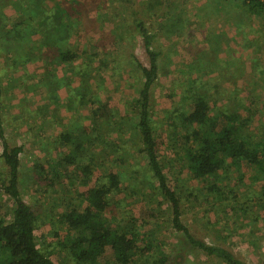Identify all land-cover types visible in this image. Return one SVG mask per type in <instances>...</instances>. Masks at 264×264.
Wrapping results in <instances>:
<instances>
[{"label":"rangeland","instance_id":"1","mask_svg":"<svg viewBox=\"0 0 264 264\" xmlns=\"http://www.w3.org/2000/svg\"><path fill=\"white\" fill-rule=\"evenodd\" d=\"M50 1L53 4L57 3V0ZM145 1L105 0V6L98 3L93 8L90 16L100 20L99 30L102 29L103 34L110 37L104 43V50L110 51L111 56H115L118 61L129 59L130 54L134 53L143 64H146L147 59L143 54L139 37L134 35V28L130 29L132 33L129 32V28L127 29L126 38H122L120 34L112 35L108 31L117 29L118 24L113 25L112 21L106 22L103 17H107L104 16L106 13H113L127 20L138 17L152 22L148 24V29L157 33L152 40V46L160 51V55H158V79L151 88L149 104L154 121L155 139L158 141L159 162L169 185L181 201V220L191 232L204 238L206 242L223 244L249 264H264L262 174L258 172L254 174L253 168L242 162L239 166L228 164L215 175V178L212 177L213 179L210 177L197 179L183 162L180 144L172 145L167 136L170 113H175L181 107L182 110L187 109L184 105L186 100L182 101L178 97L181 93H185L184 83L191 79L187 77L194 74L180 69V65L182 62L197 60L202 70L196 75H203L206 95L210 96L211 101L216 102L217 107L228 111L238 105V99L248 106V112L241 110L239 113L242 119L248 117L251 120L241 126L244 131L242 134L249 135L255 142L264 143V34L258 31L264 28H259L262 22L257 18L243 17L240 21L242 15L233 11V15L242 25L251 28V31L244 33L233 25V18L227 20L225 13L218 10L216 0H167V7L161 5L157 13L160 18L152 20L149 18L150 11L141 9ZM163 1L166 3L165 0ZM23 2L15 3L14 6L7 4L3 7L6 25L8 24L6 28L18 22L28 23L26 19H29L31 27L35 28L33 21L35 16L30 12L32 9L25 4L27 1ZM177 15L182 18L179 23L182 25L181 29L170 32L167 27L172 25ZM73 26L71 25L70 28L76 25ZM100 33L95 31L94 34L86 32L83 28L77 29L76 34L70 37L69 45L78 55L84 54L85 51L100 52L101 47L94 45L100 40L102 36ZM211 34L217 38L216 48H213L214 45L211 47L206 44V39ZM187 47L191 52L187 51ZM17 50L14 41L7 44L5 39L0 37L2 127L10 145H22L19 188L23 200L34 208L40 220L53 221L52 227L48 223L38 224L35 230L37 244L43 252L50 251V257L60 264H84L75 261L68 253L58 248L59 245L58 247L55 245L57 241L62 240L61 237L65 233L63 225L57 223V220L60 213L71 205L81 208L83 203L80 201L83 199L85 189L94 186L97 179L99 182H106V173L115 170L121 178L119 191L110 196L115 201L113 208L115 220L121 225L128 220V217L133 216L136 219L137 230L141 235H145L143 245H147L148 248L146 250L148 257L136 252L128 264H144L142 263L144 259L156 260L158 264H224L216 257H207L201 251L191 249L184 242L183 236L172 230L168 206L165 203L158 205L157 199L156 205L150 201L149 184L139 185L136 193L132 192L135 190L134 187L126 182L128 179L132 181L133 178L137 181L144 180L139 172H145L143 154H140L136 145H131L127 141L130 127L124 126L120 132H116L118 122L122 118L128 120L134 115L133 100L138 93L140 81L130 76L133 67L128 66L124 69L121 64V73L116 74H113L111 66L107 67L101 72L98 90L87 95L91 99L98 97L103 103L106 102L110 114L108 123L102 125L105 136L99 135L97 140L95 138L97 133L95 135L92 133V138V134L91 136L89 134L91 132L85 127L89 119L82 118L87 112L90 114L89 109L96 107L97 103L91 102L87 109L81 108L69 88H62L58 90L57 105L59 106H55L54 110L46 109L49 92L40 85L38 79L43 73L49 75V90H51V79L63 75L62 66L47 64L48 61L41 62L36 59L28 62L25 67L18 66L20 60L11 58ZM9 52L10 54L7 55ZM214 57L218 64L210 66L209 62ZM74 60L77 64L84 61L82 57H75ZM94 64L97 65V62L95 61ZM67 104L68 107L65 106ZM36 109L40 110L42 116L38 119L28 118L27 114L35 112ZM89 117L91 118L90 115ZM41 118L43 121L40 124ZM79 122L84 125L85 134H88L84 150L92 157H81L70 165V179L60 176L59 182H56L54 187L47 188L46 191L42 188L39 190V186L35 183L34 166L43 165L47 168L49 176L53 174L54 168L60 174L68 173L58 161L69 153L73 144H60L58 135L69 131L75 141L78 131H75L74 126L79 125ZM109 140L111 142H107ZM105 142L114 143L121 149L117 152L112 151L109 144L104 145ZM182 142L180 139L179 143ZM1 149L0 141V153ZM90 162L93 167L88 178H84L86 185H83L81 181L84 175L80 171V166ZM6 175V168L0 161L2 219H9L12 210L11 199L1 190ZM242 175L244 176L241 178ZM145 180L149 181L148 175ZM212 182L223 191L224 199L218 201L208 190V185ZM227 198L231 200L232 208L226 206ZM54 232H57L58 236H55ZM110 254L106 258L109 261ZM161 259L163 261L159 263L158 260Z\"/></svg>","mask_w":264,"mask_h":264},{"label":"trees","instance_id":"2","mask_svg":"<svg viewBox=\"0 0 264 264\" xmlns=\"http://www.w3.org/2000/svg\"><path fill=\"white\" fill-rule=\"evenodd\" d=\"M25 1L27 2L25 3ZM165 1L166 3L163 0H146L141 5V9L142 11H145V9L150 11V19H158L160 16L157 13L160 6L167 7V0ZM216 1L218 10L225 13L227 20L233 18V25L244 33L251 31V28L242 25L233 15L234 12L242 15L240 21H242V17L257 18L262 22L259 28L264 27V0ZM20 2L28 4L27 7L32 9L30 12H33L35 16L33 20L35 28L31 27L29 19H26L28 23L18 22L6 28L8 24L6 25L7 21L2 11L3 7L7 4H13L14 6L15 3L20 4ZM98 3L102 6L106 5L105 0H57V3L54 4L50 0H0V37H3L7 44L10 41L15 42L18 50L14 53L15 58H12L17 61L20 60L19 66L25 67L28 62H32L34 59L48 61L47 64L62 66L63 75L51 79V90H49L50 79H48V74L46 76L43 73L38 79L40 85L44 86L49 92V102H47L46 109L54 110L55 106H59L57 105L59 103L58 90L62 88H69L76 99L77 105L81 108L87 109L91 102L97 103L96 107L93 106L89 109L90 114L87 112L86 115H82L83 119H89V123L85 127L91 132L89 133L90 136L92 133L94 135L97 133L95 137L97 140L99 135L105 136L102 125L108 123L110 114L106 102L103 103L98 97L91 99L87 95L90 92L95 93L96 89L98 90L100 87L99 80L102 76L101 72L107 67L111 66L113 74L121 73V64L124 69L128 66L133 67L131 71L133 73L130 76L132 75L140 81L138 93L133 100L134 115L128 120L122 118L118 122L116 132H120L124 126L130 127V131L127 133V141L131 145H136L140 154H143L145 172H139L144 180L137 181L133 178L132 181L128 179L126 182L134 187L135 190L132 192L136 193L139 190V185H143V183L151 186L148 190L150 201L155 203L157 199L156 203L158 205L165 203L168 206L172 230L181 234L184 242L191 249L199 250L207 257H216L224 264H249L223 244L208 243L204 238L195 235L181 220V201L175 190L169 185L165 171L159 162L158 141L155 139L154 121L151 117L149 104L151 88L158 79V55H160V51L152 46V40L157 36L156 32L148 29V24L152 22L138 17H131L127 20L113 13L104 15L107 16L103 17L106 22L112 21L113 25L118 24L117 29L108 31L112 35L120 34L122 38H126L128 36L127 29L129 28V32L132 33L130 29L131 27L134 28V35L139 37L143 54L147 59V63L143 64L134 53H131L129 59L125 58L118 61L115 56H111L110 51L104 50V43L110 37H106L102 29L99 30L100 20L90 16L93 8ZM175 18L170 27H167L168 24L166 26L170 32L181 29L182 25L179 23L182 18L179 15ZM71 25L76 26L70 28ZM80 28L94 34L95 31L101 32L100 40L94 44L101 47L100 52L87 53L85 51L84 54L78 55L77 52L72 50L69 39ZM258 31H261L262 35L264 34V28ZM216 39L211 34L206 39V44L211 45V47L214 45L213 48H216ZM187 51L191 52L189 47H187ZM75 57H82L84 61L77 64L74 60ZM215 58L210 60V66L218 64L217 59L214 60ZM95 61L97 65L94 64ZM180 69L194 74L187 77L191 79L184 83L185 93H181L178 97L182 101L186 100L184 105L187 106V109L182 110L181 107L175 113H170L167 136L172 145L180 144V150L183 151V162L193 177L197 179L215 178V175L226 168L228 164L239 166L242 162H245L253 168L254 174L258 172L264 178V143L261 141L255 142L249 135L242 134L244 131L241 126L251 120L248 117V119H242L239 113L241 110L248 112V106L238 99V105L233 110L228 111L217 107L216 102L211 101L210 96L206 95L207 90L203 75H196L202 70L201 64L197 63V60L182 62ZM36 86H38V83H36ZM65 106L68 107V104ZM41 114L40 110L36 109L35 112L27 114V117L34 119L37 117L38 119L42 116ZM42 121L41 118L40 124ZM74 129L78 131V135L75 137L77 141H73L72 134L69 131L61 132L58 135L60 144H73L69 153L58 161L59 165L68 170V173L60 174L54 168L52 170L53 174L49 176L47 168L43 165H35V183L39 186V190L42 188L46 191L47 188L54 187V184L59 182L58 178L60 176L70 179L69 166L81 157H92L90 153L84 150V144L88 139L84 125L79 122V125H75ZM180 139L183 141L182 143H179ZM0 141L2 144L0 161L6 168L7 174L5 182L1 184V190L12 202L11 217L9 219L0 217V264H60L50 257V251L43 252L37 244L35 230L38 224L48 223L52 227L53 221L40 220L34 208L23 200L19 188L22 145H10L4 136L1 100ZM107 142L104 145L109 144L112 151L117 152L121 149L120 146ZM92 167V162L81 164L80 171L84 175L81 184L86 185L84 178H88L87 176H89ZM146 175L149 176L147 182L145 180ZM138 177L140 178V176ZM120 183L121 178L117 171L110 170L106 173V182H99L97 179L94 186L85 189L83 199L80 201L83 203L80 206L81 208L71 205L66 211L60 213L57 223L63 225L65 233L61 237L62 240L57 241L55 245L57 247L59 245L58 248L68 253L75 261L84 264H128L136 252H141V254L143 253L148 257L146 253L147 245H143L145 235H141L137 230L136 219L130 216L121 225L115 220L113 209L115 201L110 196L119 191ZM208 190L218 201L224 199L223 191L215 182L208 185ZM261 190L264 195V183L261 185ZM230 192H232V189ZM226 201V206L232 208L230 206L231 200L227 198ZM54 235L58 236L57 232H54ZM108 254L111 255L110 261L106 259ZM147 259H150V257ZM150 261L144 259L142 263L155 264L157 262L156 260ZM158 261L160 263L163 260Z\"/></svg>","mask_w":264,"mask_h":264},{"label":"crops","instance_id":"3","mask_svg":"<svg viewBox=\"0 0 264 264\" xmlns=\"http://www.w3.org/2000/svg\"><path fill=\"white\" fill-rule=\"evenodd\" d=\"M10 54V52L9 53H7V55H9ZM15 56V54H13V55H11V58L12 57H14ZM15 58V57H14ZM36 61H40V60H36ZM13 62V61H12ZM41 62H43V61H41ZM19 66V65H18Z\"/></svg>","mask_w":264,"mask_h":264}]
</instances>
